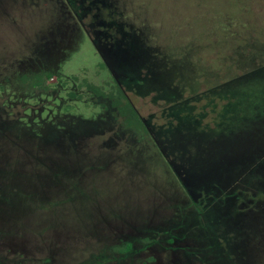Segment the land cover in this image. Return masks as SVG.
<instances>
[{
	"label": "rangeland",
	"instance_id": "rangeland-1",
	"mask_svg": "<svg viewBox=\"0 0 264 264\" xmlns=\"http://www.w3.org/2000/svg\"><path fill=\"white\" fill-rule=\"evenodd\" d=\"M73 3L0 0V264H264V0Z\"/></svg>",
	"mask_w": 264,
	"mask_h": 264
},
{
	"label": "trees",
	"instance_id": "trees-1",
	"mask_svg": "<svg viewBox=\"0 0 264 264\" xmlns=\"http://www.w3.org/2000/svg\"><path fill=\"white\" fill-rule=\"evenodd\" d=\"M66 1H67V3H68L69 7L71 8V10L73 11V13L76 15L77 19L80 21L81 25L84 26V24L81 22V18H80V16H79V14H78V12H77L75 6H74L75 4L73 3V0H66ZM84 28H85V27H84ZM261 86H262V84H261ZM256 93H257V91H251V92H250V95L254 96ZM263 95H264V90H263V91H260V92L258 93V95H257V99H258V98H261V97L264 98ZM263 98H262V99H263ZM123 250L126 251V252H129V251L131 250V244H130L129 242H126V244H125Z\"/></svg>",
	"mask_w": 264,
	"mask_h": 264
}]
</instances>
